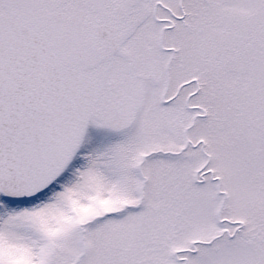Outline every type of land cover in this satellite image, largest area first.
Instances as JSON below:
<instances>
[{"label":"snow or ice","instance_id":"snow-or-ice-1","mask_svg":"<svg viewBox=\"0 0 264 264\" xmlns=\"http://www.w3.org/2000/svg\"><path fill=\"white\" fill-rule=\"evenodd\" d=\"M0 264H264V0H0Z\"/></svg>","mask_w":264,"mask_h":264}]
</instances>
